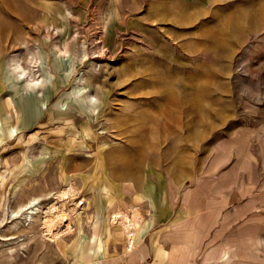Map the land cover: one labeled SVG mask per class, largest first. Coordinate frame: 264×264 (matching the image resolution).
Segmentation results:
<instances>
[{"label":"rangeland","instance_id":"1","mask_svg":"<svg viewBox=\"0 0 264 264\" xmlns=\"http://www.w3.org/2000/svg\"><path fill=\"white\" fill-rule=\"evenodd\" d=\"M180 223L264 264V0H0V264H173Z\"/></svg>","mask_w":264,"mask_h":264},{"label":"bare ground","instance_id":"2","mask_svg":"<svg viewBox=\"0 0 264 264\" xmlns=\"http://www.w3.org/2000/svg\"><path fill=\"white\" fill-rule=\"evenodd\" d=\"M63 51H65L67 53L68 50H63ZM64 55H65V53H64ZM22 72H24V71H22ZM72 191H73V187L69 186L67 188V191H65L63 193V195L65 193L67 194V192L68 193L69 192L72 193ZM59 194H60V197H61L62 194L61 193H59ZM28 205H30V201L28 202ZM52 209H53L52 212L49 215L45 214L46 216L43 219V225L50 232L51 236H52V234L58 235V233L60 231L58 226L64 220L66 221V219L69 218V217L67 218L68 213L65 212L64 210H60L58 212V211L54 210L55 207H53ZM31 210H32V208H31ZM127 212L121 211V210H117V211L114 212V214H113V216L111 218V224L115 228H117L118 230L121 231V234H122V236H123V238L125 240L124 254L120 257V259L124 260L125 262H127L128 259L131 257V255L136 251V249H135V239H136V236H137L138 230L140 228V224H141V221L130 218V214H128ZM69 224H70V222H69ZM67 225L68 224H66V226ZM173 225H175V224H173ZM68 227H70V225ZM53 228H56L55 231H53ZM66 229H64V230H66ZM52 238H53V236H52ZM106 262L107 261L99 260V261L96 262V264H105Z\"/></svg>","mask_w":264,"mask_h":264},{"label":"crops","instance_id":"3","mask_svg":"<svg viewBox=\"0 0 264 264\" xmlns=\"http://www.w3.org/2000/svg\"><path fill=\"white\" fill-rule=\"evenodd\" d=\"M188 226L184 225V224H175L171 226V232H169V235L166 239H170L172 241H174L175 243L181 245L180 246V250H179V254L178 257L176 258V261L173 262V264H188V255L190 254V250L192 248V241H191V236H184L187 232ZM220 254L219 255H215L213 254L211 251H206L204 258H203V263L207 262V261H216V260H221L222 257L225 256L224 253V248L220 249ZM155 254V251H154ZM156 260V264H159L162 260L165 259L161 258L162 260L159 261L158 257H155ZM145 260V251L143 249H141V252L139 254H137L133 260H131V264H143V261ZM222 264H231L230 262H225Z\"/></svg>","mask_w":264,"mask_h":264}]
</instances>
